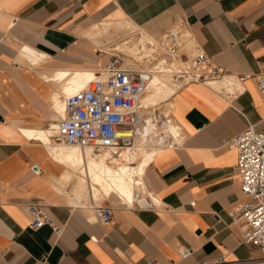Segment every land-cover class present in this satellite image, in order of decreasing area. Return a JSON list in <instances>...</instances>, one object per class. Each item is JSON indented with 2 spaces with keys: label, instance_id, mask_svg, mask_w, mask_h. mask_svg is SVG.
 <instances>
[{
  "label": "crops",
  "instance_id": "0c3cea01",
  "mask_svg": "<svg viewBox=\"0 0 264 264\" xmlns=\"http://www.w3.org/2000/svg\"><path fill=\"white\" fill-rule=\"evenodd\" d=\"M177 24L191 35L180 61L203 51L224 75L164 101L182 139L158 149L141 177L160 209L113 204L101 225L92 199L76 201L71 181H62L70 171L57 157L61 145L38 133L63 111L55 95L65 96L78 73L105 66L101 43L121 41L125 28L151 38ZM259 71L264 0H0V264H211L220 255L224 264H264L257 247L240 244L229 216L245 198L236 151L224 144L248 127L264 129L254 80H241ZM91 154L109 164L104 153ZM28 204L41 206L62 232L31 229ZM181 248L191 255L180 257Z\"/></svg>",
  "mask_w": 264,
  "mask_h": 264
},
{
  "label": "built area",
  "instance_id": "2783aa9c",
  "mask_svg": "<svg viewBox=\"0 0 264 264\" xmlns=\"http://www.w3.org/2000/svg\"><path fill=\"white\" fill-rule=\"evenodd\" d=\"M131 34V38L105 49L103 54L108 60L103 69L83 89L65 98L64 115L58 118L51 137L54 143L87 149L93 154L106 151L108 163L117 152L133 147L136 138L161 141L163 131L170 127L177 131L176 136L170 133L157 148L173 149L180 144L179 127L166 109L158 112L156 106L141 107L151 78L154 74L168 78L179 89L191 83L210 86L223 77L224 71L212 64L203 51H197L185 63L180 61V51L190 39L180 24L172 25L157 37ZM248 77L254 80L264 103V71L242 75L241 80ZM224 144L236 151L239 190L245 198L229 216L239 227L240 244L257 247L264 254V129L256 132L248 127ZM136 186L140 189L134 192L133 200L121 206L159 210L160 202L152 193L142 185ZM25 209L31 217V229L48 226L56 235L62 232L41 206L28 204ZM91 210L101 225L111 221L113 204H93ZM179 255L187 258L191 251L181 248ZM224 262L225 255H220L211 264ZM146 264L158 263L148 259Z\"/></svg>",
  "mask_w": 264,
  "mask_h": 264
},
{
  "label": "bare ground",
  "instance_id": "6f19581e",
  "mask_svg": "<svg viewBox=\"0 0 264 264\" xmlns=\"http://www.w3.org/2000/svg\"><path fill=\"white\" fill-rule=\"evenodd\" d=\"M94 72L89 75L78 73L77 77L80 80L72 82L71 85L65 89V96L55 95L54 102L58 107L62 108V102H64L67 96L83 89L89 81L96 76ZM168 81V78H160L158 75L154 74L149 82L146 93L141 98V107L147 108L148 106H156L158 102L165 101L169 97L171 98V95L177 92L178 87L175 84H169ZM163 82H166L172 88L168 87ZM211 85L213 86L214 84L212 83ZM63 115L64 108L59 114V117ZM55 129L56 125L54 124L49 129L41 130L37 138L44 143L48 142L49 136L51 138L54 135ZM22 132L27 137L32 136L28 131ZM170 133L176 136L177 131L172 127L165 129L161 141H164ZM161 141H159V139H153L152 137L149 142L148 138H136L133 147L117 152V156H115L113 161L109 164L98 162L93 157L90 150L58 144L61 145V150L57 157H59L61 163L70 171L64 173L62 181L67 183L71 181L70 193L76 201L92 199L93 205L94 202L104 197L113 204H128L133 200L134 189L137 187L136 185H142L141 177L143 169L152 160L158 150L157 146L162 143ZM100 153H104L101 156L103 160L106 161L108 153L106 151Z\"/></svg>",
  "mask_w": 264,
  "mask_h": 264
},
{
  "label": "rangeland",
  "instance_id": "374dc122",
  "mask_svg": "<svg viewBox=\"0 0 264 264\" xmlns=\"http://www.w3.org/2000/svg\"><path fill=\"white\" fill-rule=\"evenodd\" d=\"M133 32H136V33H140L141 35H143V36H145L146 37V33H144V31H142V30H140V29H136V28H132V27H129V28H125V29H123L122 30V35H123V37L124 38H131L132 37V35L133 34H131V33H133ZM113 34L114 33H112V36H113ZM121 35V36H122ZM112 36H110L109 38H111ZM123 37H122V39H123ZM121 39V40H122ZM106 43H108V45H106V46H103L102 45V43L100 44L101 46V48L103 49V48H107V47H111V46H116V45H118L119 44V40H117V41H115V40H112V39H109V40H107L106 41ZM122 48L120 47L119 48V50H121ZM103 69V68H102ZM165 85H167L168 87H170V85L169 84H173L171 81H168V83L169 84H167L166 82H163ZM170 88H172V87H170ZM168 99H170V97L168 98ZM168 99L167 100H165V101H168ZM165 107H167L166 105H165V103H164V101H160V102H158V104L156 105V109L158 110V112H162L163 111V109H165ZM59 116V115H58ZM56 119H58V118H56ZM143 186H144V183H143ZM140 188H135L134 189V192L135 191H137V190H139ZM94 204H100V205H103V204H106V205H108V204H113L111 201H109V200H107V199H105L104 197H101L97 202H94ZM114 205H117V204H114ZM90 206H92V205H90Z\"/></svg>",
  "mask_w": 264,
  "mask_h": 264
}]
</instances>
